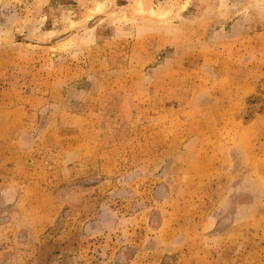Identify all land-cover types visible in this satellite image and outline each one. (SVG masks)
Segmentation results:
<instances>
[{
	"label": "rangeland",
	"instance_id": "374dc122",
	"mask_svg": "<svg viewBox=\"0 0 264 264\" xmlns=\"http://www.w3.org/2000/svg\"><path fill=\"white\" fill-rule=\"evenodd\" d=\"M0 264H264V0H0Z\"/></svg>",
	"mask_w": 264,
	"mask_h": 264
}]
</instances>
